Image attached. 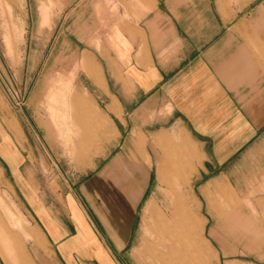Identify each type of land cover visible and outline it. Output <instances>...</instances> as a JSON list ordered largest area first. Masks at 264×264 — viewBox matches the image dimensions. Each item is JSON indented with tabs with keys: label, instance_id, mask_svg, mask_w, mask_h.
<instances>
[{
	"label": "rangeland",
	"instance_id": "1",
	"mask_svg": "<svg viewBox=\"0 0 264 264\" xmlns=\"http://www.w3.org/2000/svg\"><path fill=\"white\" fill-rule=\"evenodd\" d=\"M76 2L0 0V145L17 171L13 176L0 157V264H28L25 256L31 264H56L31 214V196L49 201L66 177H90L102 144L117 137L93 99L103 88L78 67L84 53L99 64L102 41L94 24L78 21ZM263 13L264 0H192L181 16L209 31L222 29L201 21L228 20L239 46L254 52L264 49ZM146 122L152 126L143 131L153 134L117 138L131 159L149 164L150 192L159 189L161 200L165 193L162 209L150 202L160 214L145 219L141 212L129 253L134 264H264V166L241 158L254 135L240 133L230 143L239 157L225 171L240 182L229 183L216 170L199 176L200 157L177 127Z\"/></svg>",
	"mask_w": 264,
	"mask_h": 264
},
{
	"label": "crops",
	"instance_id": "2",
	"mask_svg": "<svg viewBox=\"0 0 264 264\" xmlns=\"http://www.w3.org/2000/svg\"><path fill=\"white\" fill-rule=\"evenodd\" d=\"M191 1L77 0L78 21L94 24L102 41L99 64L84 53L78 67L103 88L93 99L117 137L102 144L90 177L86 171L66 177L49 201L31 196V214L56 264H134L129 253L141 212L148 219L161 213L151 201L165 205V193L161 200L159 189L150 192L149 164L131 159L117 142L121 132L153 134L143 131L152 126L147 120H156L159 129L177 127L200 157L199 176L216 170L229 183L240 182L233 178L238 173L225 171L239 157L229 145L247 133L254 135L253 147L242 160L256 158L264 166V49L239 46L240 34L231 33L223 18L201 21L221 31L199 30L198 21L181 16ZM76 114L83 120L85 114ZM5 151L0 145L14 176Z\"/></svg>",
	"mask_w": 264,
	"mask_h": 264
}]
</instances>
